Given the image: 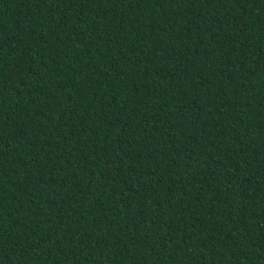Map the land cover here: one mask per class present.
I'll return each instance as SVG.
<instances>
[{"label": "trees", "instance_id": "obj_1", "mask_svg": "<svg viewBox=\"0 0 264 264\" xmlns=\"http://www.w3.org/2000/svg\"><path fill=\"white\" fill-rule=\"evenodd\" d=\"M0 264H264V0H0Z\"/></svg>", "mask_w": 264, "mask_h": 264}]
</instances>
